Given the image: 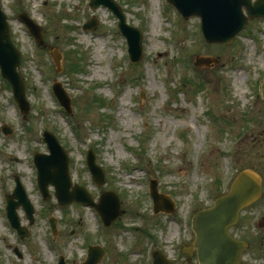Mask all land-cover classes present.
<instances>
[{"label":"rangeland","instance_id":"1","mask_svg":"<svg viewBox=\"0 0 264 264\" xmlns=\"http://www.w3.org/2000/svg\"><path fill=\"white\" fill-rule=\"evenodd\" d=\"M115 1L127 25L143 34L137 64L128 59L115 17L103 7L91 9L89 0H0L22 55L29 103L23 120L0 76V264H57L59 256L78 264L90 245L108 249L98 264H152L154 251L174 264H197L180 254L192 236L191 218L227 193L242 170L260 177L263 193L229 233L249 245L240 264H264V21H250L227 46L206 44L200 20L183 19L165 0ZM21 13L39 26L43 46L17 20ZM92 21L96 28L83 30ZM49 47L63 56L59 72ZM197 57L217 63L198 67ZM55 83L70 100V116L53 96ZM6 126L9 135L1 131ZM44 132L66 151L73 185L96 201L106 190L117 193L125 212L113 229L105 231L88 208L59 209L52 188L41 199L32 158L49 155ZM88 151L105 173L102 187L91 181ZM15 177L35 210L32 226L17 210L30 234L25 239L4 213ZM149 181L175 203L174 215L153 213ZM50 219L57 221L55 236Z\"/></svg>","mask_w":264,"mask_h":264},{"label":"water","instance_id":"2","mask_svg":"<svg viewBox=\"0 0 264 264\" xmlns=\"http://www.w3.org/2000/svg\"><path fill=\"white\" fill-rule=\"evenodd\" d=\"M184 18L198 16L201 20V30L207 44H230L240 31L245 29L248 20L264 19V0H166ZM89 7L93 10L99 7L107 8L118 20V30L126 38L130 60L133 63L140 61L142 56V33L126 24L125 15L121 7L114 0H89ZM242 9L246 11L244 16ZM19 20L27 27L30 35L43 46L41 29L26 15H20ZM95 21L83 26L84 30L96 28ZM50 57L60 71L62 55L55 47H49ZM216 63L211 58H197V66H209ZM21 65V53L11 41L7 18L0 6V70L2 77L10 84L15 103L20 113L26 118L29 104L25 95V82L18 71ZM53 93L61 107L67 114H71L70 100L61 84H54ZM261 95L264 101V80L261 84ZM4 135L11 134L8 127L2 129ZM49 155L36 154L34 163L37 168V185L44 199L48 198L47 187L53 186L58 207L63 208L72 203L92 207L101 217L105 226H110L120 217L122 211L117 196L112 193L102 195L97 204L93 202L87 191L80 187H72L69 175V158L61 147L57 138L51 133H43ZM87 167L95 185L104 183L103 170L95 164L92 152L88 153ZM261 196V179L253 171L244 170L234 179L229 193L219 197L211 209L198 212L192 220V230L195 234L194 248L197 250L199 264H239L241 252L247 244L236 241L227 232V229L236 224L239 213L253 204ZM151 198L154 213L159 211L172 212L173 205L158 194L156 184L151 187ZM22 208L26 218L33 222L34 210L26 194L16 179V188L7 199L6 216L11 227L16 230L20 238L29 237L27 230L21 228L17 209ZM263 224V223H262ZM51 230L55 234V221H51ZM103 256L99 248H90L88 259L84 264H98ZM59 264H64L63 260ZM153 264H168V261L159 254L153 255Z\"/></svg>","mask_w":264,"mask_h":264},{"label":"flooded vegetation","instance_id":"3","mask_svg":"<svg viewBox=\"0 0 264 264\" xmlns=\"http://www.w3.org/2000/svg\"><path fill=\"white\" fill-rule=\"evenodd\" d=\"M106 191H108V190H106ZM50 195H51V193H50ZM121 204V203H120ZM121 208H122V206H121ZM123 210V209H122ZM124 211V210H123ZM125 212V211H124ZM124 216V215H123ZM122 216V217H123ZM35 217V216H34ZM32 226V225H31ZM103 227V226H102ZM113 229L114 227H112V226H110V228H106V227H103V229L105 230V231H108V229ZM193 239H194V236H193V234H192V236L187 240V242L180 248V254L184 257V261H186V262H192L193 260H196L197 261V258H196V252H195V250L193 249H191V250H189V249H186V251L184 250V247L185 248H187L188 246H190L191 247V245L193 244ZM150 241H151V235H150ZM104 250H105V254L108 252V249L107 248H104ZM185 251V252H184ZM174 262V261H173ZM172 262V264H174Z\"/></svg>","mask_w":264,"mask_h":264}]
</instances>
